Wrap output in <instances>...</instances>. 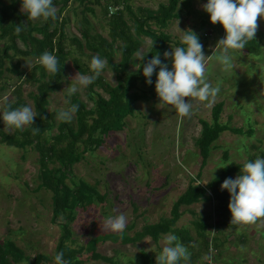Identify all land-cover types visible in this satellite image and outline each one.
<instances>
[{
	"label": "rangeland",
	"instance_id": "1",
	"mask_svg": "<svg viewBox=\"0 0 264 264\" xmlns=\"http://www.w3.org/2000/svg\"><path fill=\"white\" fill-rule=\"evenodd\" d=\"M165 3L166 0L127 2L132 11L140 7L155 10L158 4ZM205 3L207 0H190L188 9L178 4V17L160 30L169 36L166 51L180 47L185 34L181 31L191 30L196 35L205 36L202 45L204 54L209 56L207 81L213 87L219 82L221 88L215 101L223 103L219 122L243 130L250 128L252 133L250 136L221 133L213 143L215 148L209 152L199 178L194 181L198 185H204L226 163L239 164L250 155L264 156V19L258 18L255 40L250 41L255 45L256 53H232L234 70L224 72L222 65L215 59L220 51L215 46L225 36V32L219 23H210L209 15L202 8ZM93 11V15L82 13V5L70 4L69 9L62 13V17L67 20L64 26L67 39H79L78 31L83 28L89 34L106 38V18L101 16L98 7H93ZM83 15L88 27L81 20ZM127 22L130 24V21ZM136 39L140 45L127 68L131 73L140 70L136 69L140 64L138 59L135 60L136 54L145 53L149 46L147 38ZM67 47L72 50V54L64 63L59 90L48 96V112L59 113L68 106L65 103L68 100L67 88L76 84L78 78L70 59L78 58L90 69V63L85 58L88 54L86 51H83V56H79L73 52L72 46ZM15 60L24 68V72L32 64L28 58L17 57ZM118 60L119 54L115 51L112 61L117 63ZM165 64L171 70V58L165 59ZM4 66L9 68L7 62ZM3 76L7 79V86L0 92V132L11 134L13 128L4 124L1 106L10 100V91L18 81L15 75L6 71ZM100 76L108 84L114 85L113 73L107 67ZM137 87L138 91L145 93L146 98L134 103L133 114L124 119L123 130L109 134L103 146L92 153L86 152L82 160L71 166L69 180H83L94 186L97 194L103 197L101 202L94 201L85 211H74L75 220L70 224L71 247L83 246L94 236L113 233L104 227L105 219L110 216L123 214L126 217V226H133L127 233L129 236L146 224L169 217L172 203L197 172L198 158L193 143L200 130L197 120L209 122L213 104L208 106L189 98L192 113L181 118L172 106H161L155 86L147 89L137 84ZM77 88L78 91L73 95L86 109L91 108L86 87L77 85ZM33 91L34 88L27 83L21 86V100L25 106H31L28 94ZM96 92L102 95L99 90ZM73 122L74 118L71 120ZM54 133L55 129H52L49 134ZM223 151L227 155L226 162L221 160ZM37 169L36 153L31 147L18 149L0 144V242L12 241L22 251L25 259L17 264H29L37 254L50 259L59 236L57 222L60 216L54 221L51 219L50 194L43 189H36ZM236 177L234 175V179ZM179 212L181 215L172 228L185 230L193 240L191 247L187 248L191 254L187 264H264V219L248 226L233 225L230 223L228 204L220 217L216 216L211 203L200 202L180 207ZM197 222L207 225L203 231L207 250L201 246L195 225ZM169 234L174 232L159 236L156 243L148 237L125 246L105 242L97 248V252L111 257L114 264H145L146 260L156 264V256L161 253L165 237ZM213 240H216L215 249L211 247ZM44 264L51 262L48 260ZM82 264L104 263L85 261ZM180 264L185 262L181 261Z\"/></svg>",
	"mask_w": 264,
	"mask_h": 264
},
{
	"label": "trees",
	"instance_id": "2",
	"mask_svg": "<svg viewBox=\"0 0 264 264\" xmlns=\"http://www.w3.org/2000/svg\"><path fill=\"white\" fill-rule=\"evenodd\" d=\"M127 2L128 0H123L120 4L121 8L107 16L108 5H117V1L101 3L99 0H53L58 10L57 19L33 21L27 19V14L21 9V0H0V92H3L7 86V79L3 76L4 71L15 75L18 81L10 91V100L5 101L1 106L2 113L8 105H11L13 109L25 106L21 100V86L27 83L34 88L33 93L28 94L31 106L37 112L33 127L39 128L36 134L32 133L30 127H26L23 131L13 129L11 134L0 132V144L10 148H32L36 153L38 165L36 189H43L50 194L51 219L54 221L57 216H60L57 222L59 236L50 259L37 254L29 264H44L48 260L54 264V256L61 251L64 252V259L69 264H82L85 261L114 264L111 257L97 252V248L105 242L125 246L138 243L148 237L156 243L159 236L172 232L179 238L180 243L189 248L193 240L187 232L172 228L181 215L180 207L200 202L211 203L216 216L220 217L230 200L228 191L222 190L220 185L225 179H234V175L238 176L245 162H254L258 157L264 158L263 154L250 155L242 163H226L225 165H229L226 167L223 165L204 185L194 184L206 164L209 152L215 148L213 143L221 133L228 132L235 136H250L252 133L250 128L243 130L231 127L228 123H220L219 117L223 103L216 102L210 108L209 122L202 119L197 120L200 130L193 142L198 158L197 172L193 179L189 180L184 191L172 203L168 213L169 217L146 224L139 231L133 232L131 236L127 233L132 230V224L125 227L123 238L116 233H103L88 239L83 246H70L72 243L70 224L75 220L74 211L76 209L85 211L94 201L103 200L94 186L83 180L72 182L68 179L71 166L82 160L86 152L92 153L103 146L109 134L123 130L124 119L133 114L134 103L146 98L145 93L137 90V84L147 89L155 86L159 67L151 77L152 83L147 84L142 74L143 66L155 54L165 64L163 54L167 50L169 36L160 30L166 28L170 20L178 17V4L188 9L190 0H166L165 4H158L155 10L140 7L134 11L130 9ZM74 3L82 5V13L90 15L94 13L93 7L99 8L101 16L106 18V38L99 34H89L86 28L78 31L79 39L77 37L66 38L64 26L67 20L62 17V13ZM125 16H127L126 19ZM81 20L88 27V21L84 15ZM127 21H130V24ZM15 25L24 27L19 35L14 33ZM197 36L200 43L204 44L205 36L202 34H197ZM137 37L147 38L149 46L143 53L145 54L144 61H139L141 65L139 72L131 73L127 71V68L132 55L139 49L140 44ZM152 42H154L153 47L150 46ZM67 45L72 46L73 52L79 56H83V51H86L88 53L85 56L87 63H90L91 58L97 54L102 59H107L106 67L114 76V85L108 84L100 76L86 87L87 97L92 104L91 108L86 109L85 105L75 95H72L70 103L79 107L73 117V124L60 120L55 123L58 112L47 111L48 96L59 90L64 63L72 54V50L68 49ZM115 51L119 54L117 63L112 61ZM242 51L254 54L256 53L255 45L249 42ZM44 52L52 53L58 59L60 71L55 77H50L46 70L37 63V59ZM17 57L32 60L27 72H24V68L20 67L18 61L15 60ZM5 62L8 63V69L4 66ZM70 64L79 75L92 74L78 58H71ZM69 106L68 104L67 107ZM52 129H55V133L50 135ZM221 160L222 162L227 161L225 151L221 153ZM195 225L199 231L197 234L201 239V246L203 250H207L208 245L203 234L207 225L203 222H197ZM215 241H212L213 249L217 247ZM23 259L25 258L22 251L12 241L0 242V264H17ZM145 264H154V262L146 260Z\"/></svg>",
	"mask_w": 264,
	"mask_h": 264
},
{
	"label": "clouds",
	"instance_id": "3",
	"mask_svg": "<svg viewBox=\"0 0 264 264\" xmlns=\"http://www.w3.org/2000/svg\"><path fill=\"white\" fill-rule=\"evenodd\" d=\"M203 10L209 15L210 23H219L224 29L225 36L220 39L216 48L219 54L215 59L222 65V71L234 70V57L232 53L241 52L245 46L255 40L258 30V18L264 19V0H207L202 5ZM21 9L27 14V19L47 21L57 19V7L53 0H21ZM24 27L15 25L14 33L19 35ZM185 34L181 38L183 46L165 52V59L171 58L172 67L163 64L158 55L152 56L143 66V76L146 83L151 84V77L156 73L155 92L161 106H172L181 118L190 116L192 104L189 98L206 103L208 106L215 103L220 93V83L213 87L207 81V61L203 45L198 36L191 30L181 31ZM154 42L150 45L153 47ZM145 54L138 52L135 60L144 61ZM50 77H55L60 71L57 57L49 52H44L38 59ZM108 64L107 59H102L99 54L94 55L90 61L91 75H78L76 84L67 88L69 100L65 103L70 106L58 113L57 119L62 122H71L78 105L71 104L70 98L81 88L94 83L102 74ZM140 64L136 69L140 68ZM37 112L31 106H22L13 109L8 105L3 111V122L9 128L23 131L26 127L36 134L39 128L33 127ZM43 118V117H42ZM229 165V164H227ZM225 165L224 167H226ZM222 190H227L230 195L228 210L231 214L230 223L233 225L248 226L264 219V158H256L254 162H245L240 169V174L235 179H225L220 185ZM127 219L123 214H117L105 219L104 227L123 238ZM165 246L156 256V264H185L190 260L188 249L179 242L174 234H169L164 240ZM54 264H69L64 259V252L54 256Z\"/></svg>",
	"mask_w": 264,
	"mask_h": 264
},
{
	"label": "built area",
	"instance_id": "4",
	"mask_svg": "<svg viewBox=\"0 0 264 264\" xmlns=\"http://www.w3.org/2000/svg\"><path fill=\"white\" fill-rule=\"evenodd\" d=\"M106 1H111V0H99V2L104 3ZM113 1H117L118 4L117 5H108L107 7V16L112 15L115 11L119 10L121 8L120 4L122 3L123 0H113Z\"/></svg>",
	"mask_w": 264,
	"mask_h": 264
}]
</instances>
